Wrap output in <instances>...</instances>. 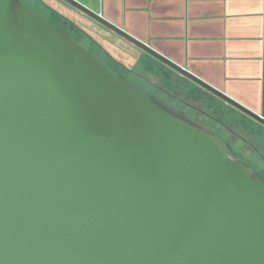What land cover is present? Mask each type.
Masks as SVG:
<instances>
[{
	"label": "water",
	"instance_id": "1",
	"mask_svg": "<svg viewBox=\"0 0 264 264\" xmlns=\"http://www.w3.org/2000/svg\"><path fill=\"white\" fill-rule=\"evenodd\" d=\"M0 264H264V183L21 0H0Z\"/></svg>",
	"mask_w": 264,
	"mask_h": 264
},
{
	"label": "crops",
	"instance_id": "2",
	"mask_svg": "<svg viewBox=\"0 0 264 264\" xmlns=\"http://www.w3.org/2000/svg\"><path fill=\"white\" fill-rule=\"evenodd\" d=\"M37 1L85 31L124 67L145 60L214 96L63 0ZM74 1L264 118V0Z\"/></svg>",
	"mask_w": 264,
	"mask_h": 264
},
{
	"label": "rangeland",
	"instance_id": "3",
	"mask_svg": "<svg viewBox=\"0 0 264 264\" xmlns=\"http://www.w3.org/2000/svg\"><path fill=\"white\" fill-rule=\"evenodd\" d=\"M22 1L28 5L29 9L31 8L39 13L36 0ZM43 21L50 24L48 21ZM55 24L57 25L58 21ZM50 25L54 27L52 23ZM88 36L91 37L90 35ZM119 65L125 69V72L120 76L126 82L147 95L150 93L157 101L161 97L168 99L167 101L170 102L168 104L171 107L168 108L171 111L177 107L181 111L179 113L184 112L187 115H195L194 111L186 110L187 107L183 106L186 105L191 108L195 107V110L201 113L207 112L212 116L211 118L214 117V119L218 120L216 123H209L210 131L220 138L233 159L244 162L251 170L252 176L262 180L264 183V130L258 124L244 118L223 100L200 93L195 87L186 84L158 65L151 64L145 60L140 61L132 69ZM114 67L117 68L116 66ZM159 87L163 88L168 94L165 95L164 92L163 94L159 91ZM152 96L149 97L157 104ZM159 106L161 105L159 104ZM198 117H200L198 121H206L205 116L198 115Z\"/></svg>",
	"mask_w": 264,
	"mask_h": 264
},
{
	"label": "trees",
	"instance_id": "4",
	"mask_svg": "<svg viewBox=\"0 0 264 264\" xmlns=\"http://www.w3.org/2000/svg\"><path fill=\"white\" fill-rule=\"evenodd\" d=\"M22 1V0H21ZM23 2V1H22ZM36 2H38L36 0ZM24 3V2H23ZM38 11L31 9L39 18L52 23L55 28L71 36L76 40L82 47L88 50L94 57L101 61L111 72L120 76L125 72V69L121 67L116 61H114L110 55L91 37H89L84 31L78 28L74 23L69 22L60 15L53 12L51 9L47 8L40 2H38ZM25 4V3H24ZM27 7L28 5L25 4ZM29 8V7H28ZM44 15V16H43ZM58 24L56 25L55 23ZM116 66L117 68H115ZM121 77V76H120Z\"/></svg>",
	"mask_w": 264,
	"mask_h": 264
},
{
	"label": "flooded vegetation",
	"instance_id": "5",
	"mask_svg": "<svg viewBox=\"0 0 264 264\" xmlns=\"http://www.w3.org/2000/svg\"><path fill=\"white\" fill-rule=\"evenodd\" d=\"M159 91H161L162 93L164 92L165 93V95L166 94H168V92H166V91H164V89L163 88H160L159 87ZM163 93V94H164ZM148 96H152L150 93H148ZM153 97V96H152ZM153 99L157 102V104H158V106H159V104L161 105L160 107L162 108V109H164L165 111H167V112H169L170 114H172L173 116H175V117H177V118H180L181 120H183V121H185V122H187V123H189V124H191V125H193V126H195V127H197V128H200V129H203V130H206V131H208V132H210L211 134H213L218 140H220V138L216 135V134H214V133H212L210 130H211V127H210V125H209V123L210 122H212V123H216L218 120H216V119H214V117L213 118H211L212 116L209 114V113H201V112H199V111H197V110H195L196 108L195 107H189V106H186V105H183V106H185V107H187L186 108V110H192V111H194L195 112V115H192V114H184V112H182V113H179V112H181V111H179L178 110V108L176 107V109H174L173 111H171L168 107H170L169 106V104L168 103H170L169 101H167L168 99H166V98H162L161 97V99L160 100H156L154 97H153ZM165 99V100H164ZM184 107V108H185ZM232 107V106H231ZM171 108V107H170ZM237 110V109H236ZM210 111V110H209ZM238 111V110H237ZM211 112V111H210ZM240 112V111H239ZM185 113H187L186 111H185ZM242 113V112H241ZM243 114V113H242ZM198 115H200V116H205L206 118H205V120L206 121H202V122H200V121H198V118L200 119V117H198ZM244 116L243 117H246V119H249L250 121H252L253 123H255L256 121H254L252 118H250V117H248V116H246L245 114H243ZM258 123V122H257ZM258 125L260 126L261 124H259L258 123ZM262 126V125H261ZM264 127V126H263ZM220 142H222L221 140H220ZM222 144L224 145V143L222 142ZM225 146V145H224ZM226 147V146H225ZM232 156V155H231ZM237 161H239V160H237ZM239 162H241L242 164H244V162H242V161H239ZM246 167H248L246 164H244ZM249 168V167H248ZM251 171V170H250ZM256 179H258V178H256ZM260 180V179H259ZM260 181H262V180H260ZM263 182V181H262Z\"/></svg>",
	"mask_w": 264,
	"mask_h": 264
}]
</instances>
